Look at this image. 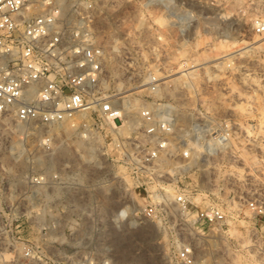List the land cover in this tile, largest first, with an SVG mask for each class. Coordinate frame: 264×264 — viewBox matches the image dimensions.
<instances>
[{
  "label": "built area",
  "instance_id": "obj_1",
  "mask_svg": "<svg viewBox=\"0 0 264 264\" xmlns=\"http://www.w3.org/2000/svg\"><path fill=\"white\" fill-rule=\"evenodd\" d=\"M144 1L158 6L180 28L184 13L190 11L188 0ZM199 2L208 10H233L231 0ZM239 10L251 13L253 38L263 43L264 0H241ZM98 11L96 0H0V264H98L91 255L69 262L58 259L51 250L21 238L9 227L23 218L15 214L17 207L45 204V189L50 191L49 219L54 230L67 209L87 203L99 207L101 196H114L116 180L132 191L146 193L135 200L137 208L127 209L133 219L129 224L173 222V205L189 215L195 213L202 224L222 228L228 221L217 203L199 207L193 202L176 179L182 163L176 158L191 159L193 138L202 145L206 158L226 150L232 138L230 120L213 113L197 116L187 125L184 139L177 138L178 127L183 126L165 106L167 101L157 97L161 79L153 68L156 58L152 64L145 59L140 64L130 51L134 23L125 36H113L111 44L117 38L123 51L125 81L119 85V77L107 67L108 46L95 27ZM235 56L232 52L226 59ZM135 100L142 105L135 106ZM75 140L93 145L91 158ZM10 143L11 151L6 149ZM4 154L17 171L22 170L18 184H10ZM43 157L49 161L47 166L41 164ZM243 199L252 219L248 247L261 263L264 196L255 191ZM82 213V220L91 219ZM97 232L87 227L84 235ZM59 238L53 237L56 250L52 251H68L56 248ZM72 246L89 254L100 250L92 242ZM241 246L248 251L243 242ZM101 250L110 252L107 247ZM177 260L198 264L190 243L181 244ZM104 264L112 262L106 259Z\"/></svg>",
  "mask_w": 264,
  "mask_h": 264
},
{
  "label": "rangeland",
  "instance_id": "obj_2",
  "mask_svg": "<svg viewBox=\"0 0 264 264\" xmlns=\"http://www.w3.org/2000/svg\"><path fill=\"white\" fill-rule=\"evenodd\" d=\"M96 1L99 11L95 27L108 48H111L113 37L109 32L117 28L115 33L125 36L128 27L134 23V43L129 48L139 57L140 64L144 59L145 63L152 64V58H157L161 68L152 67L158 76L159 71L171 74L191 66L198 68L194 78H189L186 70L169 77L185 76L175 85H169L172 91L157 94L175 106L179 125H188L197 116L210 113L230 120L232 138L229 147L206 158L202 155V145L198 143L200 151L192 150L189 160L195 158L198 164L194 163L188 171H179L176 176L199 207L217 203L225 211L228 221L222 225L223 234H219L217 226L200 223L195 213L182 218L175 205L170 207L173 222L138 220L136 225L129 224L133 219L127 209L137 208L135 200L146 193L132 191L120 180L114 182V196H101L105 198L104 206L89 207L98 216L101 213L102 219L85 221L80 218L81 211L67 209L63 212L66 217L54 230L49 219L51 206L22 205L15 209V214H23V218L9 227L21 238L37 242L51 250V255L67 262L91 255L98 264H104L106 259L112 264H179V247L182 243H190L198 264H263L264 258L260 263L241 246L252 227L250 210L243 198L255 191L264 196V155L259 147L264 135V44L260 46L262 40L253 38L251 13L239 10L241 0H231L233 10L229 13L208 10L199 0H188L190 11L184 13V24L180 28L170 15L164 14L158 6L147 5L144 0ZM223 39L235 44L226 49L221 46ZM249 43L255 47L246 56L236 55L233 60L226 59L229 55L220 57ZM217 47H222L220 51L223 52L218 53ZM117 53L118 57L115 56L121 68L122 49ZM244 66L248 75L244 73ZM107 67L108 70L111 68L109 61ZM244 76L254 83L252 87L245 84ZM252 141L257 142L256 146L250 145ZM176 159L185 162L179 156ZM201 179L205 181V187L201 186ZM236 212L239 216L235 215ZM181 221L184 222L182 228L177 224ZM87 224H93L97 229L94 236L84 235ZM233 229H237L241 237L232 233ZM54 236L61 240L56 248L68 251H52L56 250L53 248ZM91 242L100 249L98 252L89 254L72 246ZM101 247L109 248L110 252L102 251Z\"/></svg>",
  "mask_w": 264,
  "mask_h": 264
},
{
  "label": "bare ground",
  "instance_id": "obj_3",
  "mask_svg": "<svg viewBox=\"0 0 264 264\" xmlns=\"http://www.w3.org/2000/svg\"><path fill=\"white\" fill-rule=\"evenodd\" d=\"M110 9V8H109ZM104 24V23H103ZM99 25V24H98ZM97 25V26H98ZM115 29V28H114ZM118 29L116 28V31H117ZM115 30H114V32H109L108 34L110 35V36H115L116 34H118V33H115L116 32ZM107 35V34H106ZM117 40V38H115V40H114V43L113 44H110V46H111V48H108V49H110L109 50V52L111 51V49H112V51H116V52H113L112 53V51L110 52V54L112 53L113 54V56L112 55H110V57L111 58H109V62H110V64H111V68L109 69L110 71H111V73L115 76V77H119V79L117 80L118 81V83H119V85H121L125 80L122 78V70H120L121 68H119V63L120 62H118L117 61V59H116V56L118 57V55H116V54H118L117 52L118 51H120L119 50V45L117 44V42H115ZM222 41V40H221ZM223 44H221V46L222 47H226V49L228 48V47H233V45L235 44V42L234 41H230V40H226V39H223ZM262 44H264V42L263 43H259V45L261 46ZM222 47H217V49L219 50V52L218 53H221V52H223V51H220V50H223V49H221ZM255 46L254 45H252V43H249V44H247L246 46H243V47H241V48H239L238 50H234V51H230V52H226V53H224V54H222L220 57H226V56H228L229 54H231L232 52H235V51H239L236 55H239V57L240 56H246V55H248V52L250 53V51H252L253 50V48H254ZM256 47H258V46H256ZM116 53V54H115ZM116 55V56H115ZM146 56V55H145ZM229 57V56H228ZM227 58V57H226ZM122 62V61H121ZM121 65H122V63H121ZM216 65V64H215ZM161 62H159V61H157V58H156V63H155V67H157L158 69H160L161 67ZM182 66H184V65H182ZM192 67V66H191ZM191 67H188V68H184V69H180V70H176V71H174V72H172L171 74H162V73H160V71H159V73L158 74H160L159 75V77H160V79H161V84H160V87H162L161 89H160V95L161 94H163V91H165V90H170V91H172L171 89H170V87H169V85L170 84H172V85H175L183 76H184V74L183 75H177V76H174V77H172V78H169V77H171V76H173V75H175V74H177V73H179V72H182L183 70H186V73L185 74H187L188 75V77L189 78H194V76L196 75V71H197V69H195V68H191ZM243 69H244V73H245V75H248L247 73V68L244 66L243 67ZM207 73H209L208 72V70H207ZM211 73V72H210ZM210 75V74H209ZM185 77V76H184ZM187 77V76H186ZM212 78V77H211ZM243 78V77H242ZM208 79V78H207ZM244 81H245V84L247 85V86H249V87H252L253 86V82L252 81H250L248 78H247V76H244ZM191 80V79H190ZM181 81V80H180ZM159 95V96H160ZM134 105L135 106H138V105H142V103L140 102V101H138V100H135L134 101ZM165 106L170 110V112L173 114V115H175L176 116V119H177V121H179V117L176 115V108H175V106L174 105H172L171 103H167L166 102V104H165ZM261 125V124H260ZM184 127H178L179 129H178V131H177V138H180V139H184V136L185 135H187L188 134V130H187V125H186V123H185V125H183ZM264 129V128H263ZM264 131V130H263ZM262 133V132H261ZM251 139V138H250ZM249 139V140H250ZM247 140H248V137H247ZM252 140V139H251ZM250 140V141H251ZM260 141L262 142V144H260V149H261V152H262V155H264V144H263V141H264V135H262L261 136V138H260ZM260 142V143H261ZM199 142H198V140L197 139H195V138H193L192 139V142H191V144H190V148L192 149V150H195V151H200V147L201 146H199V144H198ZM256 143L257 142H250V145L253 147V146H256ZM4 144V143H3ZM75 144L77 145V147H79V148H82L85 152V156L87 157V158H91V156H92V151H93V145L92 144H90V143H87V142H83L82 140H75ZM181 144L182 145H185V142H181ZM259 144V143H258ZM7 150H9V151H11V150H13L14 149V146H13V144L12 143H10L9 145H7V148H6ZM233 152V151H232ZM196 153V152H195ZM217 155V154H216ZM2 160H3V164L5 165V167H7V171H8V178H9V181H10V184L11 185H14V184H18L20 181H21V177H19V176H21L22 175V170H20V171H17L16 170V165L13 163V161H11V159L8 157V156H6L5 154H4V156L2 157ZM48 159L47 158H45V157H43L42 158V160H41V164L42 165H48ZM196 164L197 163V161H196V159L194 158L193 160H191V161H185V162H183V163H180L179 164V166L181 167L180 168V171H188L189 170V168L191 167V166H193V164ZM198 164V163H197ZM200 184H201V186L202 187H205L206 186V184H205V181L203 180V179H201L200 180ZM56 192V191H55ZM44 193H45V199H46V201H45V205H47V206H50V204H49V201H48V199H49V195H50V191H48V190H44ZM102 203L103 204H105V198L104 199H102ZM103 204H101V205H103ZM100 205V206H101ZM99 206V207H100ZM104 206V205H103ZM90 206L88 205V203L86 204V205H77V206H75L74 207V210H76V211H83V212H85V213H87V215H89V217L91 218V220H93V221H95V220H98V219H102V216H100V214L101 213H99V216H98V214H96L95 212H94V209H91V208H89ZM99 209H101V208H98V210ZM179 211V210H178ZM179 213H180V216L183 218V216H186V214H188V212L187 211H184V210H180L179 211ZM66 219V218H65ZM83 220H85V221H87V219L86 218H84ZM51 223V222H50ZM46 224V223H45ZM52 225L54 224V222L53 223H51ZM94 224V223H93ZM93 224H87V226H86V228L87 227H91V228H94L93 227ZM178 224V226L179 227H183L184 226V222L183 221H181V222H179V223H177ZM51 225V226H52ZM176 227V226H175ZM85 228V229H86ZM248 229V228H247ZM217 231L219 232V234L220 235H222L223 233H222V229L220 228V227H218L217 228ZM232 233H234V234H237V236H240L241 237V233L240 232H238V230L236 229H233L232 231H231ZM243 245L245 246V247H248L249 245H250V242H249V240H247V239H243ZM249 254H250V256H252V258L253 259H255V260H257L258 259V257H256V255L253 253V251H252V249L250 248V247H248V251H247ZM264 258V257H263ZM264 260V259H263ZM262 262V261H261ZM263 264H264V261H263Z\"/></svg>",
  "mask_w": 264,
  "mask_h": 264
}]
</instances>
